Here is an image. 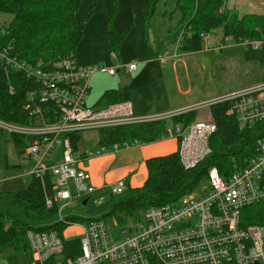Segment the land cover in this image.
Returning a JSON list of instances; mask_svg holds the SVG:
<instances>
[{"label":"built area","instance_id":"obj_1","mask_svg":"<svg viewBox=\"0 0 264 264\" xmlns=\"http://www.w3.org/2000/svg\"><path fill=\"white\" fill-rule=\"evenodd\" d=\"M200 38L207 51L221 50V47L209 44V33L201 34ZM243 43L256 49L264 41ZM11 51V46L0 45V66L11 72H22L39 89L29 94L32 123L17 125L0 121V129L38 138L24 151L33 165L29 172L21 175L22 181L30 175L41 182L45 208L54 209V222L64 227L62 233L34 229L27 232L32 264H264V235L261 232L264 227L242 228L239 218L242 208L264 202V82L198 106L209 108L229 102L228 113L235 116L240 129L259 125L261 135L256 139L255 155L248 165L227 179H223L216 168H211L207 192L203 186L174 204L148 209L137 225L121 231L125 236L123 240L113 241L103 221H77L65 212L72 202L93 194L96 189L90 183V175L75 167L76 153L68 138L62 139V136L166 121L196 111L194 108L197 107L145 115L135 114L129 102L87 107L89 81L96 69L79 66L71 54L44 71L18 61ZM120 68L103 67L100 71L113 76ZM122 69L134 72L136 64L130 63ZM43 105L47 107L46 116L52 117L54 122L45 121ZM215 130L212 120H196L186 127L168 128L165 138L178 141L182 165L192 168L210 153L208 138ZM140 144L135 140L100 146L83 158L127 150ZM47 158L49 161L45 162ZM47 176L51 177L49 189L45 182ZM125 190V182L121 180L112 186L111 193L118 196ZM67 228L80 229L81 238H65ZM69 241H77V249H66Z\"/></svg>","mask_w":264,"mask_h":264},{"label":"trees","instance_id":"obj_2","mask_svg":"<svg viewBox=\"0 0 264 264\" xmlns=\"http://www.w3.org/2000/svg\"><path fill=\"white\" fill-rule=\"evenodd\" d=\"M96 0H92L94 4ZM146 19L153 16L156 6L162 0H143ZM228 0H177L176 7L181 14L183 32L178 41L179 53L197 52L201 49V34L221 30L223 37L235 41H264V14L239 16L227 8ZM80 0H0V14L12 16L7 26L0 30V45L11 46V55L18 61L34 68L50 70L52 64L73 55L82 39L85 20H75ZM74 56V55H73ZM10 89L13 92H10ZM39 86L27 79L22 72H11L0 66V121L7 124L30 125L29 94L37 92ZM128 102V89L107 91L95 107ZM29 106V108H28ZM32 107V106H31ZM229 102L209 107L216 130L208 138L210 153L192 168H185L178 154L174 153L146 160L147 178L139 188H126L118 200L111 199L108 214L119 223L126 224L132 216L138 218L148 209L174 204L183 196L208 185V172L216 168L223 179L233 172L245 168L255 155V142L260 137V127L240 129L234 115L229 114ZM47 123L54 122L46 116ZM197 120V112L191 111L166 121L148 124L128 125L98 130L99 146L114 143L139 141L143 144L165 139L167 122L172 126L186 127ZM7 133L18 151L37 140L35 136L8 133L0 129V135ZM68 138L72 150L77 152L78 134L63 135ZM82 158L84 156H81ZM49 189L51 177H46ZM240 226L264 227V202L242 208ZM55 210L44 205V190L39 180L32 177L26 189L16 193H0V259L6 255L29 250V230L57 231L63 226L55 222ZM77 249V241L66 243L67 248Z\"/></svg>","mask_w":264,"mask_h":264},{"label":"rangeland","instance_id":"obj_3","mask_svg":"<svg viewBox=\"0 0 264 264\" xmlns=\"http://www.w3.org/2000/svg\"><path fill=\"white\" fill-rule=\"evenodd\" d=\"M176 4L177 0H162L156 6L153 16L147 20L143 0H96L94 4L92 0H80L75 20L82 22L89 11L92 12L85 20L82 39L73 52L74 60L81 67L96 69L89 81L87 107L97 105L105 92L124 88L128 89L133 101L135 98L142 104L165 107L172 100L186 99L189 102H198L208 94L223 97L221 95L247 87L256 81H264V43L254 49L244 45L242 41L223 37L219 29L209 33L208 41L213 47H221L219 52L207 51L205 43L202 42L199 52L185 60L188 63L192 87L191 94L187 98L177 94V85L169 65L160 67V64L140 63L148 57L158 61L160 57L167 55L166 52L169 54L178 52V41L183 32V24ZM227 7L236 11L239 16L264 14V0H228ZM11 19L12 16L9 14H0V30L7 26ZM131 62L138 65L136 73L121 69L111 76L100 71L103 67L123 68ZM178 68L181 89L184 91L188 82L183 76L181 66ZM195 106L198 121L211 120L208 107H198L199 104ZM167 126L173 128L169 122ZM78 136V150L75 154L78 161L75 167L85 170L88 159L81 156L99 149V132L88 130L79 133ZM168 139L159 141L166 142ZM20 152L15 148L9 134L0 135V193L22 191L32 180L30 175H26V181H22L21 175L31 170L33 161ZM46 161H49V158ZM111 189L112 186L102 190L96 189L93 194L72 202L65 212L77 221H103L109 237L113 241H120L125 237L121 231L137 225L143 214L138 218L132 216L126 224L119 223L108 214L109 201L119 199V195L114 196ZM205 190L206 192L209 190L208 185L205 186ZM85 199L87 203L83 206L82 201ZM261 232L264 235V228ZM64 236L67 239H79L81 232L77 228H67ZM32 261V253L27 250L6 255L0 259V264H32Z\"/></svg>","mask_w":264,"mask_h":264},{"label":"crops","instance_id":"obj_4","mask_svg":"<svg viewBox=\"0 0 264 264\" xmlns=\"http://www.w3.org/2000/svg\"><path fill=\"white\" fill-rule=\"evenodd\" d=\"M197 52H175L174 54H169L168 52H166L167 55L165 57H160V59H158L159 62L157 61V59L148 57L147 59L140 61V63H142L143 65H150L152 63H155L157 65L160 64V67H163L164 65H169L170 68H172L174 79L177 85V94L180 97L187 98L191 94L192 87L190 82L188 63L185 60L186 58H189L190 55H193ZM189 61H191V58L189 59ZM180 66L182 69L183 76L188 82V85H185V88L187 89L184 91L181 89L182 83L179 81L180 78L177 72V70L179 69L178 67ZM121 69L122 68H120L118 71H115V73L119 72ZM136 69L138 70V65H136ZM137 70L135 71L137 72ZM259 83H262V81H256L255 83L248 85L247 87L228 92L224 95L241 91L248 87L258 85ZM218 97L220 96L208 94L206 97H204V99H201V101H193L195 103H193L192 101L189 102L186 99L184 101L172 100L171 102H169L168 106L164 107L161 105L158 106L156 104H142L141 102H138L135 98L133 101V99L131 98V94L128 92V102L130 103L133 112L139 115L151 113H170L179 110H184L193 107L197 104L212 101ZM177 148L178 141L174 138H169L166 142L158 140V142L156 141L149 144L141 143L139 146H135L127 150H119L117 152H106L100 156L90 158L88 159L84 169L90 175L91 185L97 190H102L105 187H111L116 182L121 180L125 182L126 188L135 189L141 187L147 178V169L145 165L146 160L153 157L164 156L174 153L177 151Z\"/></svg>","mask_w":264,"mask_h":264},{"label":"water","instance_id":"obj_5","mask_svg":"<svg viewBox=\"0 0 264 264\" xmlns=\"http://www.w3.org/2000/svg\"><path fill=\"white\" fill-rule=\"evenodd\" d=\"M20 153H21V154H24V151H21ZM86 203H87V199H85V200L82 202V205L84 206V205H86Z\"/></svg>","mask_w":264,"mask_h":264}]
</instances>
